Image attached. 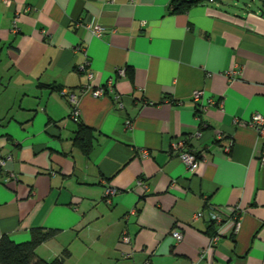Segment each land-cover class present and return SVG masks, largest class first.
<instances>
[{"label": "crops", "instance_id": "obj_1", "mask_svg": "<svg viewBox=\"0 0 264 264\" xmlns=\"http://www.w3.org/2000/svg\"><path fill=\"white\" fill-rule=\"evenodd\" d=\"M172 2L0 0V147L19 175L0 176V234L22 242L34 227L59 229L37 254L68 248L65 264H204L216 225L195 213L239 205L241 229L218 241L211 264H264V137L240 123L264 115V0L182 13ZM93 20L116 30L94 36ZM80 124L92 130L86 148L74 140ZM199 132L192 170L173 142Z\"/></svg>", "mask_w": 264, "mask_h": 264}, {"label": "built area", "instance_id": "obj_2", "mask_svg": "<svg viewBox=\"0 0 264 264\" xmlns=\"http://www.w3.org/2000/svg\"><path fill=\"white\" fill-rule=\"evenodd\" d=\"M6 4L10 5L12 3V0H4ZM87 28L89 31L97 37H102L107 32L115 31L116 29H110L109 27L93 20L89 23H87ZM120 74L124 73V69L118 70ZM241 71L239 69H233L228 72V76L230 79L232 77H236L240 75ZM89 78H92L94 74L89 71L88 72ZM114 88V80L110 81L109 83V89ZM92 93L95 96H100L105 94V89L98 88V89H92ZM203 91L200 89H197L193 93V99L196 102H199L202 98ZM69 99L73 104V111L72 115L76 118L79 116L80 111L77 108V97L72 94L69 95ZM117 107L122 109L124 108V102L122 101V98L119 94L115 96ZM215 103L214 99H209L208 104L213 105ZM222 105V102H221ZM207 106L201 104L199 106L200 110L206 109ZM243 125L252 126L256 129L258 134L262 137H264V115L261 113H255L251 120L249 121H240ZM126 125L128 127L132 126L131 119H127ZM200 136L199 133H189L185 137L176 139L173 142V150L178 153V155L181 157L183 162L192 170H196L198 167L199 162L202 160V155L200 156L198 153L194 151V149L191 148L190 144L191 142ZM14 156L12 154H4L3 149L0 147V176H2V181L5 183H9L11 181L17 182L19 181V175L12 171L8 170L6 168L8 161L13 160ZM259 161L262 167H264V150L261 153L259 157ZM138 185L143 189V191L148 190V185L143 180L138 181ZM116 193V189L112 187H108L105 190V196L108 197L112 194ZM242 208L239 205H215L208 203L206 207H204L202 210L195 213L194 218L196 219H204L208 222H211L216 225V231L211 236L209 244L204 247L201 252L199 259L204 264H211L214 261L216 247L218 244V241L224 237H229L236 235L239 233L241 226H242ZM174 236L177 238V240L183 239V233L181 231L174 232ZM121 243L132 245V236L128 233L127 229H125L121 236ZM126 257L132 256V250L125 253Z\"/></svg>", "mask_w": 264, "mask_h": 264}, {"label": "trees", "instance_id": "obj_3", "mask_svg": "<svg viewBox=\"0 0 264 264\" xmlns=\"http://www.w3.org/2000/svg\"><path fill=\"white\" fill-rule=\"evenodd\" d=\"M204 0H173L172 7L174 13L186 12L194 4ZM92 130L85 124H80L75 134V143L84 148L88 145V140ZM87 150V149H86ZM59 229L47 227H34L31 229L30 238L17 242L7 234H0V263L1 264H65L71 256L68 248L53 260H46L38 256V247L59 234Z\"/></svg>", "mask_w": 264, "mask_h": 264}]
</instances>
